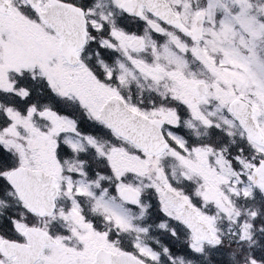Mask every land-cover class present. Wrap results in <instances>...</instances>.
Segmentation results:
<instances>
[{
    "label": "snow or ice",
    "instance_id": "1",
    "mask_svg": "<svg viewBox=\"0 0 264 264\" xmlns=\"http://www.w3.org/2000/svg\"><path fill=\"white\" fill-rule=\"evenodd\" d=\"M0 264H264V0H0Z\"/></svg>",
    "mask_w": 264,
    "mask_h": 264
}]
</instances>
